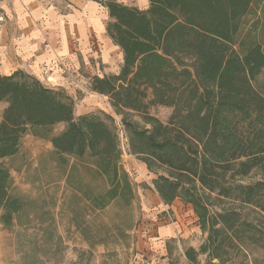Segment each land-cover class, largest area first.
<instances>
[{
  "label": "trees",
  "instance_id": "obj_1",
  "mask_svg": "<svg viewBox=\"0 0 264 264\" xmlns=\"http://www.w3.org/2000/svg\"><path fill=\"white\" fill-rule=\"evenodd\" d=\"M254 1L149 0L140 10L105 0L107 33L123 63L118 74L92 78L89 90L107 97L118 115L139 113L149 125L137 129L123 119L131 153L169 172L155 181L163 203L191 205L207 234L199 250L185 251L190 264L203 255L205 264H264V181L238 182L264 173V96L252 85L264 71V50L259 43L235 49ZM0 103V160L16 157L27 134L49 142L72 223L95 245L91 220L136 199L112 117L76 120L69 95L23 71L0 75ZM153 106L173 109L168 125L150 116ZM225 203L230 208H221ZM25 206L1 166V225L11 228Z\"/></svg>",
  "mask_w": 264,
  "mask_h": 264
},
{
  "label": "rangeland",
  "instance_id": "obj_2",
  "mask_svg": "<svg viewBox=\"0 0 264 264\" xmlns=\"http://www.w3.org/2000/svg\"><path fill=\"white\" fill-rule=\"evenodd\" d=\"M119 2L140 10L149 8V0ZM251 9L249 15L242 19V28L236 38L235 49L238 52L243 47L258 43L264 50V0H255ZM121 66L122 64L117 74ZM252 85L264 96V71ZM80 91L86 99L74 101L75 119L92 114L102 118L107 115L112 117L111 126L119 137L123 151L122 164L131 173L136 199L129 207L113 205L91 220L95 245H90L72 223V213L65 202L70 199V193L63 181L62 170L50 153L51 145L27 134L23 136L16 157L0 160V167L8 169L11 174L13 195L25 199L26 204L18 222L11 228L1 225L0 210V264H148L137 252V243L151 241L156 233L154 231L159 228L155 224L156 220L158 223L169 222L171 219L176 223L178 221L173 210L169 213L159 211L162 199L155 189V181L159 176H168V170L156 165L150 167L129 150V135L124 117L137 129H150L147 122L135 112L118 115L108 99L93 92ZM64 92L68 95L67 91ZM1 110L0 107V113ZM172 113L173 109L169 107L153 106L149 110L150 116L164 125L169 124ZM64 128V124L56 126L52 133L58 134ZM262 181L264 173L258 170L253 171L246 179L238 180L242 185ZM176 203H180L182 211L178 213L180 219L185 221L180 225L184 226L183 229H188L189 238H196L194 242L196 250H199L207 242V234L201 230L192 206L185 205L181 199L174 201L171 206ZM221 208L230 206L225 203ZM252 218H256V215H252ZM118 229L123 231L120 237ZM110 233H114V236L107 238ZM183 249L186 250L187 246H183ZM181 250L179 244H172L170 257H157L161 264H190ZM200 261L205 264L206 255L200 257Z\"/></svg>",
  "mask_w": 264,
  "mask_h": 264
},
{
  "label": "crops",
  "instance_id": "obj_3",
  "mask_svg": "<svg viewBox=\"0 0 264 264\" xmlns=\"http://www.w3.org/2000/svg\"><path fill=\"white\" fill-rule=\"evenodd\" d=\"M109 20L105 0H0V75L23 71L67 91L75 102L86 99L80 90L90 92L92 78L117 74L123 63L121 49L107 33ZM5 106L0 103V122ZM161 203L159 211L173 210L178 221L156 220L159 228L151 241L137 243L148 264H161L157 255L170 257L172 244L182 247L183 256L188 247L197 249L196 238L180 225L185 222L178 213L180 203Z\"/></svg>",
  "mask_w": 264,
  "mask_h": 264
}]
</instances>
